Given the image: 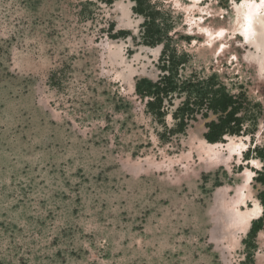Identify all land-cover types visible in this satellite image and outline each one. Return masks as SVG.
<instances>
[{
	"label": "rangeland",
	"instance_id": "rangeland-1",
	"mask_svg": "<svg viewBox=\"0 0 264 264\" xmlns=\"http://www.w3.org/2000/svg\"><path fill=\"white\" fill-rule=\"evenodd\" d=\"M142 1L154 44L135 0H0V264H264V214L253 236L223 218L239 188L252 208L263 189L264 72L233 38L241 0ZM163 47L182 88L158 118L135 83L166 72ZM222 87L245 97L239 135L209 150L211 112L174 130L187 95Z\"/></svg>",
	"mask_w": 264,
	"mask_h": 264
},
{
	"label": "trees",
	"instance_id": "trees-1",
	"mask_svg": "<svg viewBox=\"0 0 264 264\" xmlns=\"http://www.w3.org/2000/svg\"><path fill=\"white\" fill-rule=\"evenodd\" d=\"M110 2L111 0H106ZM136 6L134 10L144 15L143 20V37L145 42L154 44L158 41L155 37L158 28H154V16L155 12L147 11L143 7L142 0H135ZM113 24H110L112 28ZM124 34V31H121ZM173 56L166 52V48L163 47L159 60H161V68L166 69V72L159 76L155 81L147 78H140L135 83V90L143 95L149 96L146 101V107L153 112L158 118L164 114V108L172 105V97L181 90L177 79L175 78L176 69L168 71V63L173 62ZM176 70V71H175ZM190 92V91H189ZM188 92V93H189ZM245 97L242 95H235L229 93L224 87L210 89L200 93V96L191 98L187 95L181 105H178L171 115L175 122L174 130H184L185 125L190 120L195 118L197 112H200L202 116L206 117L208 112L215 115L214 118L208 119L204 122L205 131L203 137L210 143H216L224 140V136L239 135L243 129V116L240 115L242 111ZM181 114V115H180ZM179 115V116H178ZM172 131V130H170ZM249 148H247V151ZM256 155L262 160L263 164L260 170L256 171L254 177L256 181H259L263 185V189L259 190L257 197L262 206V215L264 214V147L254 146ZM262 215L253 220L251 227L249 228L248 235L253 236L262 226Z\"/></svg>",
	"mask_w": 264,
	"mask_h": 264
},
{
	"label": "bare ground",
	"instance_id": "bare-ground-1",
	"mask_svg": "<svg viewBox=\"0 0 264 264\" xmlns=\"http://www.w3.org/2000/svg\"><path fill=\"white\" fill-rule=\"evenodd\" d=\"M193 4H197L198 0H192ZM234 3V34L233 37L236 39L238 35H241L240 39L241 47H247V58L254 61L260 72H264V0H241L240 2ZM201 29L209 38H221L225 36L226 30L224 28H218L215 31H210L206 27L200 26ZM228 32V31H227ZM222 44V51H225L226 45L223 41L219 42ZM219 47V46H218ZM226 138H231V136H226ZM203 143L209 146V150H213L216 146H224V143L216 142L210 143L204 138ZM231 150H237L241 154L240 148H235V141L232 140L227 144ZM247 171V169H246ZM248 174L251 173L247 171ZM250 175V174H249ZM250 177V176H248ZM237 197L232 201V203L225 207V214L223 217L226 224L231 226H241L240 228L249 229L251 227L252 220L259 214L262 213V206L258 200L255 201L254 207L247 205V195L243 193L241 188L238 189ZM222 202V201H221ZM227 203V202H226ZM245 206V209L243 208ZM222 208V207H221Z\"/></svg>",
	"mask_w": 264,
	"mask_h": 264
}]
</instances>
